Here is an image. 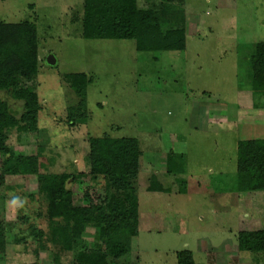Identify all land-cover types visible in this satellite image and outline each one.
I'll use <instances>...</instances> for the list:
<instances>
[{"label":"rangeland","instance_id":"1","mask_svg":"<svg viewBox=\"0 0 264 264\" xmlns=\"http://www.w3.org/2000/svg\"><path fill=\"white\" fill-rule=\"evenodd\" d=\"M177 1L186 50L138 52L130 40L84 39L81 22H72L81 17L83 0H0V20L36 19L39 58L56 60L54 66L41 62L34 82L43 106L40 133L19 139L12 130L8 144L26 155L40 147V171L56 175L86 171L89 137L140 141L138 236L116 264H178L182 251L196 264H264V253L237 248L239 232L264 229V192L237 190L238 141L264 138V108L254 107L251 91L238 87L237 48L264 41V0ZM73 73L92 78L87 124L68 120L67 108L78 99L64 76ZM259 101L264 106V96ZM11 107L21 110L18 103ZM1 150L0 175L12 187L0 190V216L16 222L14 235L28 234L30 225L47 231L37 178L12 175L14 160L5 162ZM171 151L187 155L186 194L166 172ZM152 176L171 192H149ZM90 184L93 189H80L86 202L104 193L103 179ZM14 198L20 203L13 205ZM94 232L88 229L85 238L93 240ZM13 234L7 233L10 257L0 264H53L49 251L35 257L31 238L28 254L19 252Z\"/></svg>","mask_w":264,"mask_h":264},{"label":"trees","instance_id":"2","mask_svg":"<svg viewBox=\"0 0 264 264\" xmlns=\"http://www.w3.org/2000/svg\"><path fill=\"white\" fill-rule=\"evenodd\" d=\"M175 2L83 0L81 17L73 22H81V36L86 40H130L134 41L138 52L185 51L187 30L184 25L181 27L185 15L176 7L179 2ZM39 49L36 19L17 23L0 20L1 153L5 162L14 160L12 175L28 172L37 178L38 199L46 206L48 222L47 231L30 225L28 234L18 236L13 234L16 222L0 216V259L10 257L7 255L8 233L13 234L12 245L19 248V252L28 254V239L31 238L35 257L49 251L53 264H116L131 253L133 240L138 236V179L143 155L140 141L108 135L89 137L86 139V171L56 175L40 171L39 159L43 156L40 147L38 152L27 155L11 147L8 135L12 130L17 131L19 139L40 133L39 114L43 106L34 82L41 62L54 65L46 59L40 60ZM237 58L239 90L249 89L256 99L254 107L264 108L259 101L264 96V41L239 45ZM64 77L78 99L74 106L67 108L68 120L87 124V88L92 78L86 73ZM13 102L20 104L21 110H14ZM237 152L238 192H264V138L239 140ZM166 172L175 177L179 186L177 192L186 194L188 180L183 176L187 174V155L171 151L166 160ZM100 179L104 180V193L98 198L86 202L84 196H79L82 187H89L90 181ZM8 187L12 186L0 175V190ZM148 190L171 192L155 176L151 177ZM21 220L27 222L29 218ZM91 228L95 232L93 240L89 241L85 233ZM237 244L240 253H264V229L239 232ZM11 258L13 260V256ZM177 261L178 264H196L188 251L178 252Z\"/></svg>","mask_w":264,"mask_h":264},{"label":"water","instance_id":"3","mask_svg":"<svg viewBox=\"0 0 264 264\" xmlns=\"http://www.w3.org/2000/svg\"><path fill=\"white\" fill-rule=\"evenodd\" d=\"M55 59H54V57L53 56H50L49 58H48V63L50 64V65H55Z\"/></svg>","mask_w":264,"mask_h":264},{"label":"clouds","instance_id":"4","mask_svg":"<svg viewBox=\"0 0 264 264\" xmlns=\"http://www.w3.org/2000/svg\"><path fill=\"white\" fill-rule=\"evenodd\" d=\"M11 203L13 204V205H16V204H18V203H20V201L18 200V199H13L12 201H11Z\"/></svg>","mask_w":264,"mask_h":264},{"label":"crops","instance_id":"5","mask_svg":"<svg viewBox=\"0 0 264 264\" xmlns=\"http://www.w3.org/2000/svg\"><path fill=\"white\" fill-rule=\"evenodd\" d=\"M169 2L172 3V4H175V3H176L175 0H169ZM74 19H75V18L72 19V22H73ZM41 69H42V66H41ZM148 187H149V186H148ZM147 190H148V189H147ZM148 191H149V190H148ZM149 192H150V191H149ZM158 193H160V192H158Z\"/></svg>","mask_w":264,"mask_h":264}]
</instances>
